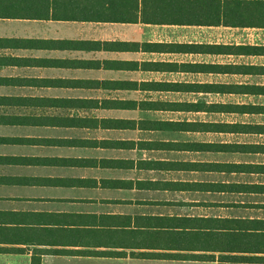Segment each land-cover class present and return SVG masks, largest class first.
<instances>
[{
    "label": "crops",
    "instance_id": "0c3cea01",
    "mask_svg": "<svg viewBox=\"0 0 264 264\" xmlns=\"http://www.w3.org/2000/svg\"><path fill=\"white\" fill-rule=\"evenodd\" d=\"M141 16L0 20L98 42L0 49V264H264V113L189 107L264 105L212 90L264 85L226 69L264 66L234 48L264 28Z\"/></svg>",
    "mask_w": 264,
    "mask_h": 264
},
{
    "label": "trees",
    "instance_id": "16d2710c",
    "mask_svg": "<svg viewBox=\"0 0 264 264\" xmlns=\"http://www.w3.org/2000/svg\"><path fill=\"white\" fill-rule=\"evenodd\" d=\"M147 9L152 10L153 13L163 11L166 15L163 20L170 22L264 28V0H0V20L129 22L136 21L141 16L139 11L142 18L149 20V17L145 16ZM97 43L0 37V49L68 50L82 49L84 44L89 48L88 45L97 46ZM234 48L241 53L264 55V45H239ZM226 69L237 73L264 75V66L230 65ZM61 82L65 85L70 83L68 80ZM212 90L222 93L264 95V85L256 84L220 85ZM63 102L65 103L60 101V105L80 108L89 101L64 100ZM93 107L97 106L93 105ZM189 107L264 113V105L261 104H213Z\"/></svg>",
    "mask_w": 264,
    "mask_h": 264
},
{
    "label": "rangeland",
    "instance_id": "374dc122",
    "mask_svg": "<svg viewBox=\"0 0 264 264\" xmlns=\"http://www.w3.org/2000/svg\"><path fill=\"white\" fill-rule=\"evenodd\" d=\"M247 34H250L247 36ZM238 39L241 38V36L237 37ZM245 40L246 41H258V42H264V31H245ZM249 100V99H248ZM253 100V99H250ZM260 101L264 102V98H261Z\"/></svg>",
    "mask_w": 264,
    "mask_h": 264
}]
</instances>
